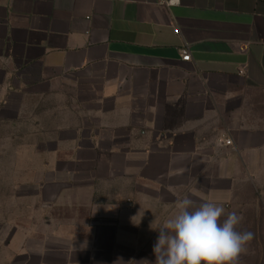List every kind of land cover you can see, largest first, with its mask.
<instances>
[{
    "label": "crops",
    "instance_id": "1",
    "mask_svg": "<svg viewBox=\"0 0 264 264\" xmlns=\"http://www.w3.org/2000/svg\"><path fill=\"white\" fill-rule=\"evenodd\" d=\"M0 93L47 155L9 264H155L185 197L264 264V0H0Z\"/></svg>",
    "mask_w": 264,
    "mask_h": 264
},
{
    "label": "rangeland",
    "instance_id": "2",
    "mask_svg": "<svg viewBox=\"0 0 264 264\" xmlns=\"http://www.w3.org/2000/svg\"><path fill=\"white\" fill-rule=\"evenodd\" d=\"M12 113L4 109L0 93V264L11 263L19 247L37 246L44 230L34 184L47 155H34V138L27 135L31 124L18 122Z\"/></svg>",
    "mask_w": 264,
    "mask_h": 264
},
{
    "label": "clouds",
    "instance_id": "3",
    "mask_svg": "<svg viewBox=\"0 0 264 264\" xmlns=\"http://www.w3.org/2000/svg\"><path fill=\"white\" fill-rule=\"evenodd\" d=\"M176 207L158 229L155 264H238L247 253L254 234L236 230L243 220L236 210L227 212L221 204L197 203L188 197Z\"/></svg>",
    "mask_w": 264,
    "mask_h": 264
},
{
    "label": "built area",
    "instance_id": "4",
    "mask_svg": "<svg viewBox=\"0 0 264 264\" xmlns=\"http://www.w3.org/2000/svg\"><path fill=\"white\" fill-rule=\"evenodd\" d=\"M176 32L179 33L178 30H177ZM190 57H191L190 53H187V54H185V55L182 57V59L185 60V61H187V60H190ZM242 72H243V71H242ZM225 144L230 145V144H231V141H230V140H226V141H225Z\"/></svg>",
    "mask_w": 264,
    "mask_h": 264
}]
</instances>
